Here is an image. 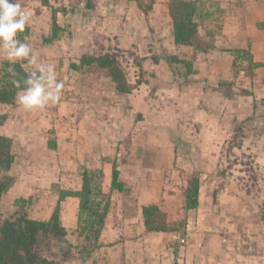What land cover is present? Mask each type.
Instances as JSON below:
<instances>
[{"label": "rangeland", "instance_id": "1", "mask_svg": "<svg viewBox=\"0 0 264 264\" xmlns=\"http://www.w3.org/2000/svg\"><path fill=\"white\" fill-rule=\"evenodd\" d=\"M194 1L204 51L174 43L154 0H13L31 13L16 38L63 87L42 108L25 109L17 95L0 104L15 156L0 211L46 220L58 191L79 190L84 173L107 205L98 247L63 264H264V0ZM84 54L114 56L130 91L81 64ZM191 176L198 205L185 209ZM61 201L60 222L80 245L78 199ZM150 203L172 230H145Z\"/></svg>", "mask_w": 264, "mask_h": 264}, {"label": "trees", "instance_id": "2", "mask_svg": "<svg viewBox=\"0 0 264 264\" xmlns=\"http://www.w3.org/2000/svg\"><path fill=\"white\" fill-rule=\"evenodd\" d=\"M46 4L48 0H39ZM13 2V0H12ZM137 7L141 9L140 4ZM150 9V8H149ZM168 15L172 23L173 41L178 45L195 46L204 51L199 44L198 24L195 21L196 3L194 0H169L167 3ZM55 26V24H53ZM81 64H95L103 69L115 83L117 90L130 91L125 75L118 60L110 54L97 56L82 55ZM27 72L22 63H10L7 59L0 61V104H13L16 95L26 85L24 80ZM13 81H19L17 88ZM6 116L0 114V124ZM12 140L0 134V199L2 194L10 187L13 176L8 173L14 154L11 151ZM110 185L117 189L122 186L118 179V170L113 167ZM184 189V208L192 209L198 205L199 180L195 176L188 178ZM66 197L78 199L81 219L78 225V235L83 237L80 245L72 244L68 239V229L60 222L59 202ZM143 224L146 231L166 232L172 230L165 213L155 203L143 205ZM107 215V205L101 206L93 199L90 179L87 173L82 175L79 190L58 191L57 204L46 220L30 218L25 212H18L3 216L0 211V264H63L74 257L85 260L88 255L98 247L99 236ZM87 231V233H86Z\"/></svg>", "mask_w": 264, "mask_h": 264}, {"label": "clouds", "instance_id": "3", "mask_svg": "<svg viewBox=\"0 0 264 264\" xmlns=\"http://www.w3.org/2000/svg\"><path fill=\"white\" fill-rule=\"evenodd\" d=\"M30 15V12L22 10L19 2L0 0V47L6 52L5 58L10 63L27 59L29 64L36 65V70L24 80L26 87L17 94L19 104L25 109L42 108L47 99L55 103L63 87L62 83L56 82L52 66L37 64V57L29 55L31 48L16 38L17 32L24 31ZM13 83L19 88V81Z\"/></svg>", "mask_w": 264, "mask_h": 264}, {"label": "crops", "instance_id": "4", "mask_svg": "<svg viewBox=\"0 0 264 264\" xmlns=\"http://www.w3.org/2000/svg\"><path fill=\"white\" fill-rule=\"evenodd\" d=\"M166 2H167V0H154V3H153V5H152V10H153V11H158V10H160L161 7H162V10H164V12L167 11ZM153 16H156V15L153 13ZM171 39H172V38H171ZM208 54H209V52H206V53H202V52H200V53H197V57H198V59H204V60H205L204 56H207ZM19 177H20V176H19ZM14 180H15V181H14V184H15V183H17L18 178L15 177ZM11 189H12V192H13V187H12V188H10L9 190H7L6 193H9V192L11 191ZM22 191H23V189H22ZM4 195H5V194H4ZM61 202H62V201H61ZM101 230H102V229H101Z\"/></svg>", "mask_w": 264, "mask_h": 264}]
</instances>
